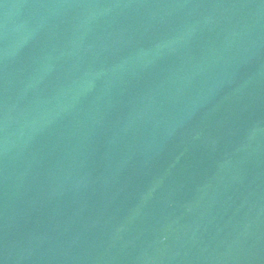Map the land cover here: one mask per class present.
<instances>
[{
  "label": "water",
  "instance_id": "water-1",
  "mask_svg": "<svg viewBox=\"0 0 264 264\" xmlns=\"http://www.w3.org/2000/svg\"><path fill=\"white\" fill-rule=\"evenodd\" d=\"M0 264H264V0H0Z\"/></svg>",
  "mask_w": 264,
  "mask_h": 264
}]
</instances>
